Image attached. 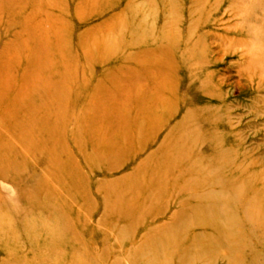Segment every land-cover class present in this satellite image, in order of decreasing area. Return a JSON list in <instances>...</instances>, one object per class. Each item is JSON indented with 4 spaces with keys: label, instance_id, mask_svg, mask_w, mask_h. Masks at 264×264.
<instances>
[{
    "label": "rangeland",
    "instance_id": "1",
    "mask_svg": "<svg viewBox=\"0 0 264 264\" xmlns=\"http://www.w3.org/2000/svg\"><path fill=\"white\" fill-rule=\"evenodd\" d=\"M0 264H264V0H0Z\"/></svg>",
    "mask_w": 264,
    "mask_h": 264
},
{
    "label": "bare ground",
    "instance_id": "2",
    "mask_svg": "<svg viewBox=\"0 0 264 264\" xmlns=\"http://www.w3.org/2000/svg\"><path fill=\"white\" fill-rule=\"evenodd\" d=\"M230 166H231L232 171L227 170L229 169ZM236 166L237 164L234 158L232 157L223 158V160H221V164H220L221 170L218 172L219 174H217L215 178L207 182L209 183L214 182L216 185L221 186V187L224 185L229 186V185H234V184H241L240 188L239 187L235 188L234 196L235 197H243V195L245 196L246 192L243 190V186L246 185L248 178L246 177V175L243 174V170L242 169L239 170V166L237 167ZM246 197H247V194H246ZM246 199L247 198H245V200ZM250 200L251 199H247L246 203H248Z\"/></svg>",
    "mask_w": 264,
    "mask_h": 264
}]
</instances>
